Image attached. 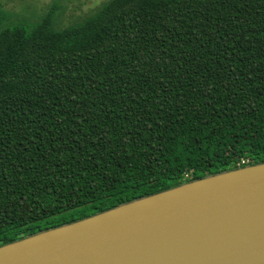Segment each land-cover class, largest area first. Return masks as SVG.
Returning <instances> with one entry per match:
<instances>
[{"label": "trees", "instance_id": "trees-1", "mask_svg": "<svg viewBox=\"0 0 264 264\" xmlns=\"http://www.w3.org/2000/svg\"><path fill=\"white\" fill-rule=\"evenodd\" d=\"M59 10L0 0V246L264 162V0Z\"/></svg>", "mask_w": 264, "mask_h": 264}, {"label": "water", "instance_id": "water-1", "mask_svg": "<svg viewBox=\"0 0 264 264\" xmlns=\"http://www.w3.org/2000/svg\"><path fill=\"white\" fill-rule=\"evenodd\" d=\"M0 264H264V162L1 245Z\"/></svg>", "mask_w": 264, "mask_h": 264}, {"label": "rangeland", "instance_id": "rangeland-1", "mask_svg": "<svg viewBox=\"0 0 264 264\" xmlns=\"http://www.w3.org/2000/svg\"><path fill=\"white\" fill-rule=\"evenodd\" d=\"M107 1L109 0H1L5 10L15 19H36L51 7L58 6L60 10L56 12V16H59V22L63 26L76 21Z\"/></svg>", "mask_w": 264, "mask_h": 264}, {"label": "built area", "instance_id": "built-area-1", "mask_svg": "<svg viewBox=\"0 0 264 264\" xmlns=\"http://www.w3.org/2000/svg\"><path fill=\"white\" fill-rule=\"evenodd\" d=\"M244 163V162H243Z\"/></svg>", "mask_w": 264, "mask_h": 264}]
</instances>
